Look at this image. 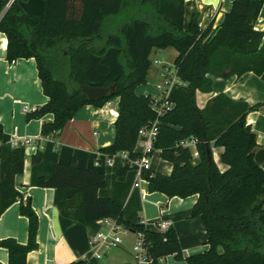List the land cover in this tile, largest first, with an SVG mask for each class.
<instances>
[{"label":"trees","instance_id":"obj_1","mask_svg":"<svg viewBox=\"0 0 264 264\" xmlns=\"http://www.w3.org/2000/svg\"><path fill=\"white\" fill-rule=\"evenodd\" d=\"M9 1L0 0L6 59L36 60L49 100L28 112L26 120L52 114L53 122L43 124V137L62 132L84 106L103 107L119 98L116 140L103 151L110 156L129 152L137 158L139 131L155 121L161 102L151 95L138 96L136 90L148 83L153 50L178 52L175 68L183 85L172 90L169 101L174 107L159 118L155 143L173 172H148L145 177L150 193L170 199L198 197L191 216L201 219L209 249L184 258L175 230L159 233L125 222L123 207L99 196L107 186L105 175L81 168L75 159L56 163L52 177L38 181L39 187L56 190L61 215L85 225L91 236L100 220L118 219L132 232L144 234L150 264H165L168 256L186 264H264V170L255 161L257 138L247 124V115L258 106L235 102L225 94L211 99L204 109L196 103L197 91H212V77L264 74V32L255 30L264 0H233L223 22L205 30L194 25L184 29L185 0H45L43 17L26 15L21 0L5 12ZM115 84L116 94L109 99L90 101L81 92L84 86ZM3 136L0 124V217L20 201L29 235L26 245L8 239L0 247L7 249L9 264H27L28 254L38 249L39 218L31 199L24 202L15 184L25 169V149L2 143ZM191 137L197 140V160L190 149L178 146ZM214 148L223 149L224 171L214 161ZM41 160L37 153L32 162ZM127 171L122 168L120 174Z\"/></svg>","mask_w":264,"mask_h":264},{"label":"crops","instance_id":"obj_2","mask_svg":"<svg viewBox=\"0 0 264 264\" xmlns=\"http://www.w3.org/2000/svg\"><path fill=\"white\" fill-rule=\"evenodd\" d=\"M232 3L233 0H185L184 29L194 25L205 30L211 24L217 28L223 22L225 13L231 10ZM255 29L261 31L256 25ZM7 44V37L0 33V124L4 134L2 143L11 145L14 140H33L24 148V172L15 179L16 188L24 196L23 201L31 199L32 207L39 218L38 249L28 254L27 264H73L90 261L89 229L61 215L56 205L55 189L38 186L41 178L52 177L56 163L68 164L72 159L81 168L105 175L107 186L99 190V196L112 199L123 207L125 222L137 225L143 220L147 229L155 231L158 222L167 221L170 223V230L177 233L184 258L206 252L209 249L206 244V230L200 218L191 216L197 196L170 199L162 193H150L145 175L141 186L136 188L135 171L128 170L125 174H120L122 166L118 159L114 166L108 165L110 155L103 149L115 143V122L120 99L114 98L103 107L84 106L62 132H56L52 137H43V124L53 122L54 116L48 114L40 120H26L28 112L44 106L49 100L43 93L36 60L20 59L9 63L6 59ZM169 50L155 49L151 55ZM177 57L178 55L174 58V66ZM156 61L155 65L171 70L163 62ZM248 74L253 77L254 82L250 81L251 77L246 80ZM151 76L154 77L152 60L148 85H151ZM156 78L158 82L152 86L155 93L146 95H159L162 78ZM212 81L211 92H196V103L200 109H204L219 94H225L231 100L247 103L251 107L258 106L247 115V124L257 138L255 161L264 170V82L255 73H247L242 77H212ZM145 86L137 88L138 96H143L140 89ZM142 150V144L138 143L136 151L140 154ZM222 152V148L213 149L214 161L224 171L226 167L220 162ZM37 153L42 154V160L33 164V157ZM152 172L171 175L173 166L162 158L161 153L156 152L152 156ZM20 206L21 202H16L0 217V242L12 239L22 245L28 243L29 220L20 214ZM115 251L117 253L112 258L109 259V254L105 256L108 259L107 264L135 263L132 245L127 246L124 241ZM165 263L186 264L184 261H176L174 256H168ZM0 264H9V253L4 247H0Z\"/></svg>","mask_w":264,"mask_h":264},{"label":"built area","instance_id":"obj_3","mask_svg":"<svg viewBox=\"0 0 264 264\" xmlns=\"http://www.w3.org/2000/svg\"><path fill=\"white\" fill-rule=\"evenodd\" d=\"M16 0H10L5 12ZM264 5V4H263ZM2 16L0 17V19ZM256 30V29H255ZM258 31V30H257ZM160 63L159 61H156ZM161 73L162 84L160 85L159 95L155 98L156 101L161 102V106L158 108V115L155 121L148 127H144L139 131V141L143 146L142 152L138 154L137 158H131L129 152H120L113 156L108 157V165L114 166L115 160H120L122 168L133 170L136 173L137 181L135 187L141 186V181L144 178L146 172H152V156L160 151L155 149V143L158 139L160 124V117L167 111L174 107V104L169 101L172 90L176 87H181L183 83L180 81L177 75V70L174 68L172 72L169 68L163 67ZM56 132H53L50 137L54 136ZM48 138V137H47ZM33 142L31 139L14 140L11 144L13 148H25ZM197 140L194 137L188 138L181 141L180 145L183 148L190 149L193 153L195 160L198 159V152L196 148ZM100 225L99 230L90 237V260L101 261L105 256L112 250L117 249L123 245L124 240L128 235L133 234L136 238L134 251V264H150L147 253V247L145 243V236L141 232H132L130 229L125 227L118 219L106 218L98 222ZM140 225L146 228L145 221L141 220ZM170 230V223L161 220L156 224L155 231L159 233H167Z\"/></svg>","mask_w":264,"mask_h":264},{"label":"rangeland","instance_id":"obj_4","mask_svg":"<svg viewBox=\"0 0 264 264\" xmlns=\"http://www.w3.org/2000/svg\"><path fill=\"white\" fill-rule=\"evenodd\" d=\"M255 25H256V27L258 29L261 30V32H264V5H263V7L261 9L259 20L257 21V23ZM177 55H178V52L176 50H174V49H170L169 51L163 52L162 54L153 53L151 55L152 73H153L154 77L151 76V79H150V84L151 85L147 84L145 87H142L143 88L142 90L140 89V91L143 93V95L154 94L155 93V89L152 88V86L158 82V79L156 77L161 78L160 77V73H161L160 71H161V68L163 66L155 65L154 62L156 60H159V61L163 62V64H166L167 66H169L171 68V71L173 72L174 68H175V66H174V58ZM158 70H159V73L157 72ZM249 77H251L250 81L254 82L253 77L250 74L246 75V80ZM251 85L249 87H251ZM124 241H125L127 246H131L132 245L134 247L135 242H136V238H135V236L133 234H130V235H128V237L125 238ZM115 250L116 249H112L108 253L109 256H110L109 259L112 258L117 253V251H115ZM107 260L108 259L104 258L103 260H101L99 262H100V264H107ZM165 264H167V263H165Z\"/></svg>","mask_w":264,"mask_h":264},{"label":"water","instance_id":"obj_5","mask_svg":"<svg viewBox=\"0 0 264 264\" xmlns=\"http://www.w3.org/2000/svg\"><path fill=\"white\" fill-rule=\"evenodd\" d=\"M19 5L23 9L26 15L32 17H43L46 10L45 0H21ZM261 80L264 82V74L261 76ZM118 84L111 85L107 88H95L90 86H84L81 89L90 101H100L103 99H109L115 96ZM77 206H80V196H76Z\"/></svg>","mask_w":264,"mask_h":264}]
</instances>
